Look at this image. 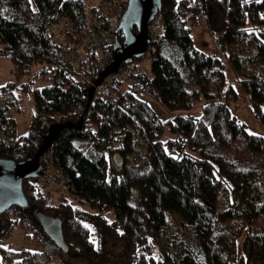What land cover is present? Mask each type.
Masks as SVG:
<instances>
[{"label": "trees", "instance_id": "trees-1", "mask_svg": "<svg viewBox=\"0 0 264 264\" xmlns=\"http://www.w3.org/2000/svg\"><path fill=\"white\" fill-rule=\"evenodd\" d=\"M81 8L80 0H0V56L10 59L17 79L42 61L47 65L35 76L50 71L49 26L82 18ZM207 8L226 24L221 48L240 76L251 114L264 124V0H162L160 34L150 42V75L141 72L125 87L122 99L128 102L120 108L93 98L80 128L56 135L52 160L45 153L42 166L61 172L70 198L53 206L34 180L25 179L27 205L0 214V264L63 258L38 223V215L49 209L59 214L69 251L88 264L102 258L104 235L122 244L121 264H264V226L253 231L260 220L264 225V137L248 133L231 113L229 104L238 95L233 86L225 87L219 59L193 46L191 25ZM16 89L32 93L35 104L23 136L16 135L9 114ZM83 89L77 83L72 92L54 83L32 87L29 78L0 85V158L34 156L56 117L77 124L87 103ZM143 96L174 113L165 125L171 134L165 140V126ZM76 104L83 110L73 114L70 106ZM114 153L121 155V167ZM174 217L183 218L188 231L171 233ZM16 228L29 230L39 250L1 244ZM243 233L237 257L236 239ZM61 264L73 263L63 258Z\"/></svg>", "mask_w": 264, "mask_h": 264}, {"label": "rangeland", "instance_id": "rangeland-1", "mask_svg": "<svg viewBox=\"0 0 264 264\" xmlns=\"http://www.w3.org/2000/svg\"><path fill=\"white\" fill-rule=\"evenodd\" d=\"M208 10L202 11L198 14L196 17V21L193 22L191 25V31H192V42L193 46H195L198 50H200L203 53H207L209 55H213L215 58L217 57L222 63V72L225 77V87L227 88L228 85L233 86L235 92L238 95L236 103L229 104L231 113L233 116H235L240 122L242 121L246 127V130L250 134H256L259 136L264 137V124L260 122L255 116H253L250 112V105L248 100V95L245 93L242 84L239 82V77L236 73L233 72L232 67L230 65V62H228L226 54L227 51L224 52L221 48L222 43V36L225 29V22L223 19L219 18L217 13L213 11L210 8H207ZM156 23V22H154ZM157 26V24H155ZM155 26V27H156ZM154 27V28H155ZM159 28V26H158ZM160 32V28L158 33ZM157 33V34H158ZM151 34V33H150ZM160 34V33H159ZM150 52L147 53L148 60L143 61L140 64V67L142 69L141 72H144L147 75H150L151 72V51L153 45L149 46ZM239 51L241 56H244V51H242L241 47H239ZM241 62V68L242 70L246 71L245 69V62H243V57L239 58ZM47 62L42 61L40 63L34 64L31 66L30 69V75L20 77L19 79L16 78L14 72H13V64L5 56H0V85H4L6 82L15 81L18 85L21 84V82L26 81L27 78L30 79L31 86L32 87H43V85L51 84L50 81H47V73L45 72L42 76H35L36 73L42 67L46 66ZM122 89L126 90V88L122 85ZM14 94L16 96V102H15V108L11 110L9 113L11 116L14 117L15 120V131L17 136H23L26 134L29 130V125L32 121L33 113L35 111V104L33 100V94L29 91L25 90H19L16 89L14 91ZM142 97V96H141ZM143 99L146 100L148 103V106L150 107V110L154 111V114L164 126L166 125L168 119L172 118L174 116V113L169 112L167 109L163 108L160 102L155 99L154 97H148L143 96ZM200 108H197L193 110V114L195 116L200 114ZM59 117H56V120L53 121V123L59 121ZM39 128V126H37ZM49 127V126H48ZM165 134L162 137V140H165L166 137H170L171 134L169 133L167 126H165ZM121 156V155H120ZM43 158V157H42ZM122 159V157H121ZM43 159L41 160L42 163ZM49 169V172L51 174L56 175V179H58L56 170L52 169L51 167L47 168ZM47 171V170H46ZM45 171V172H46ZM66 187L63 186H56V187H50V185H47L44 190H41L40 196L43 197V200L45 202L50 203L51 205L55 206L59 203V201L63 200L62 198H70V195L68 194L67 190H65ZM132 200L135 206V209L137 208L139 204V198L138 194L132 195ZM137 204V205H136ZM85 209H88L86 205H83ZM46 214L57 217L59 214L56 213L55 210L49 209ZM114 218L113 212H109L106 214V220L111 221ZM175 218V217H174ZM262 221L260 220L257 224H253V231L257 232L263 228ZM169 229L171 230V233L180 232L181 230L188 229L184 227V221L183 218H175L172 224H169ZM243 235L238 236L236 239V248H237V257H239L242 253V240ZM102 258L99 261L94 262L93 264H121L120 261V255L122 251V244L118 242L117 240H112L111 238L104 235L102 240ZM1 244L3 245H9L14 250H33L37 251L39 250V246L37 242L35 241L32 234H30L29 230H24L22 228H16V230L6 239H4ZM64 259L68 260L69 262L73 264H88L87 260L84 257H81L80 255L76 254L74 251H68L65 252L64 255H62ZM63 258H52L49 262V264H61V261Z\"/></svg>", "mask_w": 264, "mask_h": 264}, {"label": "built area", "instance_id": "built-area-1", "mask_svg": "<svg viewBox=\"0 0 264 264\" xmlns=\"http://www.w3.org/2000/svg\"><path fill=\"white\" fill-rule=\"evenodd\" d=\"M127 1L80 0L82 18L61 19L60 22L51 24L48 30L50 44L47 55L51 69L47 72V81L56 84L63 92H72L76 83L84 88L92 86L99 73L112 61L113 45L120 41L118 27L128 5ZM192 4H196V0H192ZM158 20L159 16H156L149 25L151 41L159 34ZM148 49L146 52L149 54ZM146 52L140 58H133L129 63L121 64L116 73H110L103 78L95 87L93 98L112 108H120L123 103L128 102L122 99L125 90L121 87L135 83V77L142 71L140 64L148 60ZM82 110L80 104L70 106L73 114ZM51 149L52 145L45 154L48 161L52 160ZM56 174L58 179L48 170L34 181L41 190L47 185L67 187V180L61 172L57 170Z\"/></svg>", "mask_w": 264, "mask_h": 264}, {"label": "water", "instance_id": "water-1", "mask_svg": "<svg viewBox=\"0 0 264 264\" xmlns=\"http://www.w3.org/2000/svg\"><path fill=\"white\" fill-rule=\"evenodd\" d=\"M127 2L128 5L123 12L124 14L120 19L118 27L121 35H123V39L113 45L111 63L99 73L92 86L83 89L87 103L77 124H73L70 121L51 124L46 129L42 143L34 156L26 157L20 161L0 158V214L15 205L20 207L27 205V200L23 192V182L25 179L35 180L36 177L46 171L43 169L41 160L46 151L51 148V145L57 137L56 135L66 128H80L84 113L93 100L95 87L108 74L116 73L121 64H127L133 58H140L150 46L149 25L156 18L162 0H128ZM113 155L115 165L121 167V156L117 153ZM38 223L41 225L44 234L60 250L64 253L69 251L62 234L60 218L41 213L38 215Z\"/></svg>", "mask_w": 264, "mask_h": 264}, {"label": "snow or ice", "instance_id": "snow-or-ice-1", "mask_svg": "<svg viewBox=\"0 0 264 264\" xmlns=\"http://www.w3.org/2000/svg\"><path fill=\"white\" fill-rule=\"evenodd\" d=\"M93 243H94V241H93Z\"/></svg>", "mask_w": 264, "mask_h": 264}]
</instances>
